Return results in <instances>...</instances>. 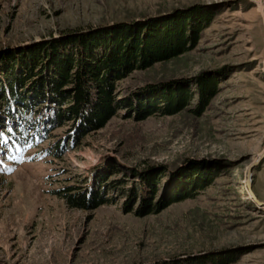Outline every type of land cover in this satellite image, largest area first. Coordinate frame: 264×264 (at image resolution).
Wrapping results in <instances>:
<instances>
[{"label": "rangeland", "instance_id": "1", "mask_svg": "<svg viewBox=\"0 0 264 264\" xmlns=\"http://www.w3.org/2000/svg\"><path fill=\"white\" fill-rule=\"evenodd\" d=\"M256 1L0 0V50L68 30L210 9L214 18L195 47L133 71L117 83L118 99L205 71L220 78L219 92L200 113L196 96L172 115L143 117L122 107L78 139L70 138L68 124L52 129L51 118L40 116L37 147L14 146L8 129L34 133L1 118L7 143L0 144V264H155L225 254L238 257L232 264H264V17ZM57 142L64 144L61 155L53 151ZM193 162L216 164L218 175L194 197L177 200L173 180ZM159 167L167 173L159 177L158 199L174 201L146 214L139 203L127 205L139 182L130 170ZM71 186L73 194L94 187L105 202L73 207L61 194Z\"/></svg>", "mask_w": 264, "mask_h": 264}, {"label": "trees", "instance_id": "2", "mask_svg": "<svg viewBox=\"0 0 264 264\" xmlns=\"http://www.w3.org/2000/svg\"><path fill=\"white\" fill-rule=\"evenodd\" d=\"M214 15L210 9L177 10L130 23L68 30L34 46L0 50V119L9 121L17 130L34 133L27 137L11 129L7 130L8 138L16 147H37L42 134L36 128L40 116L51 118L48 121L52 129L68 124L72 130L70 138L78 139L88 131L102 128L122 107L137 114L141 112L143 117L155 112L172 115L183 110L196 96L197 113L202 112L220 90V78L207 75L206 71L183 83L173 80L146 85L121 99H118L117 83L135 70L149 69L195 47ZM54 147V153L61 155L64 144L57 142ZM195 163L171 182L177 200L194 197L218 175L214 172L216 164ZM130 171L139 182L132 183L127 205L139 203L146 214L160 211L174 201L168 195L170 200L165 204L157 196L161 189L159 177L167 173L165 167ZM93 188L91 194H73L69 192L75 189L71 186L61 194L73 207L96 208L105 200L93 193ZM237 259L232 254L206 255L155 264H232Z\"/></svg>", "mask_w": 264, "mask_h": 264}, {"label": "bare ground", "instance_id": "3", "mask_svg": "<svg viewBox=\"0 0 264 264\" xmlns=\"http://www.w3.org/2000/svg\"><path fill=\"white\" fill-rule=\"evenodd\" d=\"M255 1H256V0H255ZM256 3H257L258 11H259L260 13H262V14H263V17H264V3H263L261 0H257ZM243 188H244L245 190H247V187H246V186H244Z\"/></svg>", "mask_w": 264, "mask_h": 264}, {"label": "water", "instance_id": "4", "mask_svg": "<svg viewBox=\"0 0 264 264\" xmlns=\"http://www.w3.org/2000/svg\"><path fill=\"white\" fill-rule=\"evenodd\" d=\"M252 170H253V166H250L247 172V186L250 188L251 186V178H252Z\"/></svg>", "mask_w": 264, "mask_h": 264}, {"label": "snow or ice", "instance_id": "5", "mask_svg": "<svg viewBox=\"0 0 264 264\" xmlns=\"http://www.w3.org/2000/svg\"><path fill=\"white\" fill-rule=\"evenodd\" d=\"M8 131H11V129H8ZM7 140L5 138V133L3 131H0V144L6 145Z\"/></svg>", "mask_w": 264, "mask_h": 264}]
</instances>
